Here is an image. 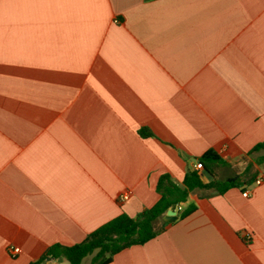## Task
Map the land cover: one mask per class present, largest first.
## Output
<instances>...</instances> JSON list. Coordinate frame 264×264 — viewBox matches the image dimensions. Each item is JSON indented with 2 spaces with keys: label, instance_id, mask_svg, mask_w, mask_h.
<instances>
[{
  "label": "crops",
  "instance_id": "obj_1",
  "mask_svg": "<svg viewBox=\"0 0 264 264\" xmlns=\"http://www.w3.org/2000/svg\"><path fill=\"white\" fill-rule=\"evenodd\" d=\"M263 142L264 0H0V264L80 244L194 171L237 185L194 190L110 264H264Z\"/></svg>",
  "mask_w": 264,
  "mask_h": 264
},
{
  "label": "trees",
  "instance_id": "obj_2",
  "mask_svg": "<svg viewBox=\"0 0 264 264\" xmlns=\"http://www.w3.org/2000/svg\"><path fill=\"white\" fill-rule=\"evenodd\" d=\"M144 135L148 132L144 131ZM264 150V142L258 144L252 153ZM202 164L204 170L212 174L207 165H223L225 162L215 153L209 152L197 160ZM236 183L214 181L204 184L197 172L186 175L182 185L172 182L170 176H162L158 182L157 190L160 200L151 208L144 210L132 218L125 214L102 226L80 244L73 246L55 245L47 251L40 260L31 264H43L47 257L58 261H66L67 264H82L87 257L91 258L90 264H110L114 257L122 251L133 246H141L154 239L160 232L164 231L170 222L163 218L169 210H176L178 205L185 203L194 190H211L223 194ZM195 207H189L181 213L184 219L195 211ZM158 224H161L158 227Z\"/></svg>",
  "mask_w": 264,
  "mask_h": 264
},
{
  "label": "built area",
  "instance_id": "obj_3",
  "mask_svg": "<svg viewBox=\"0 0 264 264\" xmlns=\"http://www.w3.org/2000/svg\"><path fill=\"white\" fill-rule=\"evenodd\" d=\"M194 168H195V170H197V171H201V170L203 169L202 164L199 163V162H196V163L194 164ZM261 183H262V178H258V179L256 180V182H255L256 185H260ZM130 196H131V194H130L129 191L123 193V194L119 197V199H118L119 203H120V204H123L124 202L128 201V200L130 199ZM244 196H248V192L244 193ZM20 253H21V250H20L19 247H16V246H9V247H8V254H9V256H10L11 258H13V259L17 258V256H18Z\"/></svg>",
  "mask_w": 264,
  "mask_h": 264
},
{
  "label": "water",
  "instance_id": "obj_4",
  "mask_svg": "<svg viewBox=\"0 0 264 264\" xmlns=\"http://www.w3.org/2000/svg\"><path fill=\"white\" fill-rule=\"evenodd\" d=\"M178 219L176 212L173 210H169L166 214V216L164 217L165 221H170V222H174Z\"/></svg>",
  "mask_w": 264,
  "mask_h": 264
},
{
  "label": "rangeland",
  "instance_id": "obj_5",
  "mask_svg": "<svg viewBox=\"0 0 264 264\" xmlns=\"http://www.w3.org/2000/svg\"><path fill=\"white\" fill-rule=\"evenodd\" d=\"M90 262H91V258L90 257H87L86 259H84V261H83L82 264H90ZM56 264H61V263H56Z\"/></svg>",
  "mask_w": 264,
  "mask_h": 264
}]
</instances>
